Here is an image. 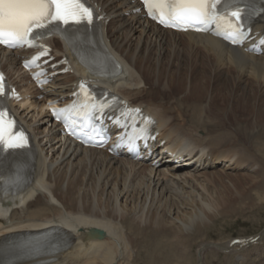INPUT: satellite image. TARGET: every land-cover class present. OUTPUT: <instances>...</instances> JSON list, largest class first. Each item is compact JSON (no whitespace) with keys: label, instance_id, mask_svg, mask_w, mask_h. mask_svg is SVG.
I'll return each mask as SVG.
<instances>
[{"label":"bare ground","instance_id":"obj_1","mask_svg":"<svg viewBox=\"0 0 264 264\" xmlns=\"http://www.w3.org/2000/svg\"><path fill=\"white\" fill-rule=\"evenodd\" d=\"M93 1L107 12L110 21L103 25L104 37L124 66L119 76L100 83L157 119L160 137L153 145L159 154L150 161H135L83 148L64 138L59 124L51 121L46 103L67 99L75 74L56 76L51 88L39 90L21 72L23 52L0 48L2 66L26 99L18 111L40 150L35 183L19 203L14 201L18 197L0 203V236L52 226L67 229L70 247L49 264H211L209 252H223L228 264H264V229L253 236L237 237L235 245H231L234 237L226 243L201 237L195 256H181L185 253L182 244L191 240L194 226L211 212V192L203 180L220 174L211 168L223 161L226 168L246 165L255 170V159L242 153L255 154L246 147L234 149V134L240 131L250 142L264 138L259 126V131L254 126L250 130L238 123L233 131L224 130L218 118L211 116L214 113L202 97L203 90L208 94L212 88L218 89L217 96L223 87L233 90L235 86L238 97L245 98L250 84L264 93V54L246 53L208 34L162 29L146 21L141 12H134L138 7L135 0ZM254 25L264 30V10ZM132 30L139 34L134 36ZM49 41L57 57L68 52L59 39ZM247 100L242 99L253 107ZM259 113L264 115L262 109ZM256 120L252 117L251 123ZM157 162L160 164L154 166ZM263 184L261 180L254 185L264 196ZM96 229L103 231V238L90 237ZM256 236V242H251Z\"/></svg>","mask_w":264,"mask_h":264},{"label":"rangeland","instance_id":"obj_2","mask_svg":"<svg viewBox=\"0 0 264 264\" xmlns=\"http://www.w3.org/2000/svg\"><path fill=\"white\" fill-rule=\"evenodd\" d=\"M132 33H134V36H137L139 34V31L132 30ZM190 70L193 69L190 68ZM250 86L251 85L249 84L248 87H246L247 90L250 89V91L247 93L248 95L245 96L246 99L238 97L239 95L235 93L237 92L238 87L235 86L234 89L232 88L233 90L231 89L229 90L226 89V87H223L217 96L216 94L218 89L216 90L212 88V90H210L209 92L207 91L208 94L205 93L206 89L203 90L202 97L206 101L205 103L209 105L210 112L214 113V114L210 113L211 116L213 115L216 118H218L216 119L217 123L220 122L221 125H223L221 127L224 130L233 131L235 128H238V123L244 124V126L250 130H253V128H255L256 130L257 127V130L259 131L260 128H258V126L261 127V129H264V120H263L264 115H261L259 113L261 109L262 111H264L263 109L264 98H262L264 97V93H262L263 91H260V89L259 90L257 89V85L256 88L254 86L251 87ZM223 90H225L226 92H223ZM225 93L227 95H225ZM180 95H183V93L182 94L180 93ZM144 97H146V95ZM242 99L244 100L248 99L247 101L251 103L253 102L252 103L253 107L251 106L250 103H244ZM188 101L193 102V100L191 99ZM186 104L187 103L185 102V106ZM185 106L183 109L189 108ZM173 111L178 112L179 110L174 109ZM227 112L229 114H227ZM252 117L257 119L256 122L257 121L258 122L251 123ZM236 118L238 119V121L233 122V120L234 121L237 120ZM243 120H246L247 122ZM188 121L189 120H187V122ZM249 126L251 128L252 126L254 127L251 129ZM234 139L235 142L237 143L236 146L234 145L233 147L234 149L240 150V148L246 147L248 151L253 152L255 154L252 157L251 154L242 153L245 154V156L248 157L249 159L250 158L255 159V160L253 159L256 162L254 166L255 170L251 171L247 169L246 165H241V167L239 166L236 167V165H234L232 167L228 166L229 168H226L227 166L223 167L224 166L223 161H220V164L218 166L211 168L212 170L218 171L220 173L219 175L215 174L216 176H214V174H211V177L209 178L205 177L206 180H203L204 181L203 183H206V186L209 187L211 192L208 201H210L209 202L210 204L209 206L211 208L210 210L211 212L212 211L213 212L212 213L208 212L209 214L207 213V218L202 220V224L200 223V225L194 226L192 238L191 240H189L190 243L185 242L182 244L185 245V248H183V252L185 253H181V256L183 257H189L191 254L192 256H195L196 242L201 237H205L212 240H218V241H222L223 243H226V241L230 237L236 238V237H244V236H253L258 234L264 229V201H263L264 196L262 195L261 192L257 193L259 187H257V185H254L257 182H261V180H263L264 182V138L263 137L260 139L257 138L255 141L252 140L250 142L242 134V132L237 131L236 134H234ZM226 147H230V146H226ZM213 150H215L214 147ZM174 162L175 161H172L170 164H173ZM182 170H186V169H182ZM120 175L124 176L123 173H121ZM221 177L226 178V180L228 179L229 181L222 182L223 179ZM137 182L138 180L135 181V183ZM263 190H264V184H263ZM196 228H199V230L195 231ZM261 244L262 243H260V245ZM211 248H212L211 244H208L207 249H211ZM209 253L210 255L208 256V260L210 261L212 260L211 264H228L225 263L226 257L223 252H218L217 254L211 252ZM262 260L264 261V259Z\"/></svg>","mask_w":264,"mask_h":264},{"label":"snow or ice","instance_id":"obj_3","mask_svg":"<svg viewBox=\"0 0 264 264\" xmlns=\"http://www.w3.org/2000/svg\"><path fill=\"white\" fill-rule=\"evenodd\" d=\"M227 2L241 3L243 0H143L147 14L165 26L198 31H209L214 27L215 34L224 35L234 44L240 43L246 36L243 25L238 23L241 10L222 14L218 6ZM86 3L87 0H0V44L36 46L31 39L35 36L34 30L44 29L53 22L65 25L70 21L92 23L94 10ZM233 18L237 23L232 22ZM260 43L264 44V39ZM39 47L44 48L42 45ZM4 94V77L0 74V95ZM103 107V104L99 108L92 105L94 111H102ZM130 112L139 113L140 109H130ZM144 119L154 123L149 118ZM14 123L6 111L0 110V146H22L19 142L24 140L23 134L14 130ZM128 143L134 146L133 138Z\"/></svg>","mask_w":264,"mask_h":264},{"label":"water","instance_id":"obj_4","mask_svg":"<svg viewBox=\"0 0 264 264\" xmlns=\"http://www.w3.org/2000/svg\"><path fill=\"white\" fill-rule=\"evenodd\" d=\"M94 235L97 236L98 238H102L103 237V231L96 229L93 231Z\"/></svg>","mask_w":264,"mask_h":264}]
</instances>
